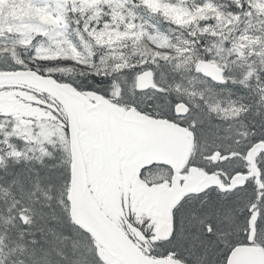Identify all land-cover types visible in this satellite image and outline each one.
I'll use <instances>...</instances> for the list:
<instances>
[{"label":"snow or ice","instance_id":"obj_1","mask_svg":"<svg viewBox=\"0 0 264 264\" xmlns=\"http://www.w3.org/2000/svg\"><path fill=\"white\" fill-rule=\"evenodd\" d=\"M0 264H264V0H0Z\"/></svg>","mask_w":264,"mask_h":264}]
</instances>
